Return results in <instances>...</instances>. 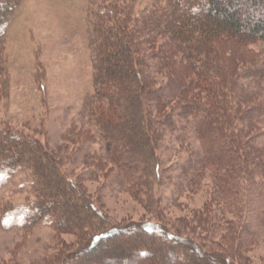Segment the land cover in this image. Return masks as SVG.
<instances>
[{
	"label": "trees",
	"instance_id": "16d2710c",
	"mask_svg": "<svg viewBox=\"0 0 264 264\" xmlns=\"http://www.w3.org/2000/svg\"><path fill=\"white\" fill-rule=\"evenodd\" d=\"M15 1L0 7V41ZM98 1L90 0L86 9L93 92L81 113L105 138L108 159L143 192L163 176L160 150L188 149L189 161L176 168L189 174V184L209 172L219 210L230 202L233 219L214 228L207 205L200 223L191 226L200 230L192 239L150 223L105 228L89 248L58 264H91L99 246L132 234L135 246L149 244L138 250L151 254L139 264H176L185 250L195 264H248L249 253L264 240V0H152L138 11L134 0ZM60 163L41 141L0 128V185L19 167L32 176L35 200L20 224L49 221L60 233L100 229L106 217ZM3 216L11 221L12 210ZM111 252H104L108 263L123 253Z\"/></svg>",
	"mask_w": 264,
	"mask_h": 264
},
{
	"label": "rangeland",
	"instance_id": "374dc122",
	"mask_svg": "<svg viewBox=\"0 0 264 264\" xmlns=\"http://www.w3.org/2000/svg\"><path fill=\"white\" fill-rule=\"evenodd\" d=\"M0 1L2 7L4 0ZM96 1L92 5L101 2ZM102 1L107 5L131 3ZM134 1L138 11L158 0ZM192 4H199V0ZM13 5L14 14L0 41V128L35 138L52 150L62 170L81 185L106 219L97 230L61 233L49 221L40 220L33 226L20 224L25 207L35 200V191L31 172L26 166L19 167L5 175L0 185V264H58L68 255L89 248L95 233L130 224L160 225L157 228L165 232L192 239L200 230L191 226L200 223L207 205L212 206L211 221L216 223L213 227L223 229V218L233 219L234 210L230 202L229 207L219 210L215 202L218 189L210 173L189 184V174L176 168L181 161V165L189 161L188 149L160 150L163 176L152 179L149 190L139 192L141 187L128 185L125 173L108 159L105 138L81 113L88 94L93 92L90 21L86 15L90 0H16ZM246 14L241 15L246 18ZM260 47L254 46L259 50ZM262 87L264 92V84ZM11 210L10 221L3 213ZM241 211L244 213L245 208L241 207ZM132 237L133 234L127 239L117 237L105 247L99 246L90 256L94 260L91 264L103 263L104 252L112 253V249L123 253H119V260H104L106 264H139L148 260L151 254L140 255L138 250L149 244L135 246ZM158 251L168 253L162 247ZM185 253L174 262L184 264L189 259L187 264H195L194 257L187 250ZM249 254L248 264H264V240ZM161 259L164 261L165 257Z\"/></svg>",
	"mask_w": 264,
	"mask_h": 264
}]
</instances>
